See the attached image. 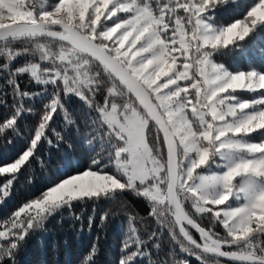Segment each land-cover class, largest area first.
<instances>
[{
    "label": "snow or ice",
    "instance_id": "6c2138e0",
    "mask_svg": "<svg viewBox=\"0 0 264 264\" xmlns=\"http://www.w3.org/2000/svg\"><path fill=\"white\" fill-rule=\"evenodd\" d=\"M237 3L0 0V138L23 142L0 161V206L21 175L46 181L0 219V264H18L53 217L78 223L79 238L85 215L97 234L80 264H98L116 202L126 217L116 264H189L177 248L199 264H264V70L217 59L249 55L264 0L221 22ZM73 129L83 166L71 160Z\"/></svg>",
    "mask_w": 264,
    "mask_h": 264
},
{
    "label": "trees",
    "instance_id": "16d2710c",
    "mask_svg": "<svg viewBox=\"0 0 264 264\" xmlns=\"http://www.w3.org/2000/svg\"><path fill=\"white\" fill-rule=\"evenodd\" d=\"M252 2L253 0H238L237 4L222 8L217 14L218 19L223 23H228L236 18H240ZM247 48L249 50L247 57L237 52L228 56L217 57V59L224 62L230 68L240 67L247 69L249 66H252L264 70V56L259 52L260 48H264V32L260 33L255 43L249 41ZM17 63H23V58H20ZM24 79L26 80L27 77H24ZM28 89L35 91L38 90V86L30 84L28 85ZM79 107L80 102L76 98H73L71 108L78 109ZM25 119L31 122L34 118L26 115ZM10 136L11 133H9ZM9 137L0 138V161L10 160L22 146L23 142L19 139H13L11 144L8 143ZM71 140L75 145L74 151L70 154L72 162H79L81 166L85 165L87 157L83 148L79 145L74 129L71 132ZM52 151L55 157L52 167L55 168L57 164L61 163V158L56 154L55 149ZM27 175L25 173L20 176L6 206H0V219L7 216L30 195L39 192L45 185V176L39 170H37L36 178L31 184L26 181ZM127 199L136 211H139L142 215L145 213V205L142 200L134 198L131 195ZM107 206L104 204L101 205V208ZM111 207L114 211H118L119 214L110 219L106 230V238L100 241L101 252L96 258L98 264H116L119 257L120 229L126 219L125 209L120 208L119 202L112 204ZM76 210L79 211V208ZM131 210L128 209V211ZM88 211H91L90 206ZM64 215L67 216V213ZM98 216L99 213L97 214V222ZM69 224L70 221L68 219L61 220L59 216L50 218L45 229L34 233L22 248L17 256L18 264H80L81 259L90 248L92 239L97 234V229L93 227L92 233L89 235L87 232V215H85V231L80 233L78 238L76 229L79 228V224L77 223L75 227H69ZM165 248H167V245H165ZM177 253L178 259L187 258L189 264H199V261L195 257L179 253L178 248Z\"/></svg>",
    "mask_w": 264,
    "mask_h": 264
},
{
    "label": "rangeland",
    "instance_id": "374dc122",
    "mask_svg": "<svg viewBox=\"0 0 264 264\" xmlns=\"http://www.w3.org/2000/svg\"><path fill=\"white\" fill-rule=\"evenodd\" d=\"M234 69V68H233ZM241 95L243 96V98L245 99H252L254 98V94H250L248 92H242ZM259 137H258V134H252V139L253 140H257Z\"/></svg>",
    "mask_w": 264,
    "mask_h": 264
}]
</instances>
